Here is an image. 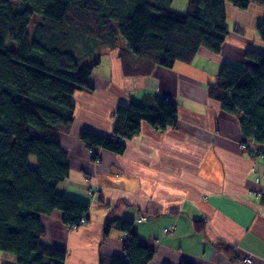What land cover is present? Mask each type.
<instances>
[{
    "label": "trees",
    "instance_id": "trees-1",
    "mask_svg": "<svg viewBox=\"0 0 264 264\" xmlns=\"http://www.w3.org/2000/svg\"><path fill=\"white\" fill-rule=\"evenodd\" d=\"M0 0V251L16 264H63L65 252L45 246L38 215L62 213V223L77 228L88 205L57 192L69 174L59 139L61 126L73 122L74 95L88 83L99 61L80 65L95 45L125 43V61L138 60L171 69L190 64L201 49L218 53L228 36V6L243 11L264 0H187L185 12L170 9L174 0ZM33 20L37 23H33ZM264 44V12L256 30ZM11 40L14 51L5 48ZM252 64H223L210 99L227 115L239 117L242 143H264V50L249 47ZM131 60V59H130ZM124 61V67L132 68ZM130 63V62H129ZM109 136L82 130L88 151L115 154L141 132L173 127L176 108L164 99L117 105ZM34 158L32 166L30 158ZM96 154L91 159L96 161ZM132 221L108 220L103 229L126 233L124 258L109 264H149L154 252L137 244ZM180 264H193L183 261Z\"/></svg>",
    "mask_w": 264,
    "mask_h": 264
},
{
    "label": "crops",
    "instance_id": "crops-1",
    "mask_svg": "<svg viewBox=\"0 0 264 264\" xmlns=\"http://www.w3.org/2000/svg\"><path fill=\"white\" fill-rule=\"evenodd\" d=\"M263 12L254 5L241 17L228 6L234 23L230 38L218 53L201 49L189 65L168 69L128 56L132 68H126L119 48L100 57L104 70L93 71L90 91L111 89L118 97L82 92L95 102V118L82 107L59 132L69 174L57 192L88 205L85 222L70 228L58 210L38 215L44 228L41 243L64 251L63 264H109L124 258L127 235L116 229L103 234L108 220L123 219L132 221L137 244L154 252L149 264H264V162L240 149L239 117L224 114L208 94L223 64L245 68L252 64L244 57L247 48L264 50L262 42L253 45L241 33L255 30ZM166 97L176 108L175 125L158 131L142 124L141 132L124 142L122 154L97 148L93 161L78 139L82 130L109 136L117 105L139 98L151 104ZM88 186L97 192L94 197ZM143 215L146 219L140 221ZM246 258L250 263L243 262ZM0 264L16 261L0 251Z\"/></svg>",
    "mask_w": 264,
    "mask_h": 264
},
{
    "label": "rangeland",
    "instance_id": "rangeland-1",
    "mask_svg": "<svg viewBox=\"0 0 264 264\" xmlns=\"http://www.w3.org/2000/svg\"><path fill=\"white\" fill-rule=\"evenodd\" d=\"M6 1H8V2H10L11 4H13V5H15L16 7H19V1L18 0H6ZM174 1H176L175 2V6L176 7H179L178 9L179 10H176V9H174L175 7H174V5H173V2H172V4H171V6H170V9H174V10H176V11H180V12H185L186 11V9L185 10H181V8H182V6L183 7H185V5H186V7H187V0H174ZM254 5H257V6H259V7H262L263 8V6H261V5H259V2L258 1H256V2H250V4H249V7H248V9H246V10H243V11H240L241 12V17H243L244 15V13H247L249 10H250V8L252 7V6H254ZM264 9V8H263ZM227 17H228V13H227ZM33 23L35 24V23H37V21L35 20H33ZM234 23L232 22V21H230V19H228L227 18V20H226V28L229 30V33L231 32V31H233V29L231 28V25H233ZM255 30H250V31H247V30H242V34H243V36H246V38L247 39H249V40H252V42L254 43H252L253 45H255V43H259V44H262L261 43V41H260V38H259V36H258V34H257V32H256V30H257V25L255 26V28H254ZM231 30V31H230ZM228 33V34H229ZM228 38H230V35H228L227 37H226V39H228ZM253 47H255V46H253ZM5 48L7 49V50H10V51H14L15 50V48H16V46H15V44L11 41V40H9V39H7L6 40V42H5ZM116 48H119V49H124L125 48V43L122 41V40H119V38H118V46L117 47H114V48H111V47H109V46H103V45H95V47L92 49V51H93V53L91 54V56H86L84 59H81L80 61H79V64L80 65H83V64H86V65H91V64H93L94 62H96V61H99V59H100V57L101 56H104L105 54L107 55L108 53H110V51L111 50H116ZM256 48V47H255ZM127 61V63L129 64V60H126ZM193 62V61H192ZM191 62V63H192ZM190 63V64H191ZM177 64V63H176ZM181 64H183V63H181ZM137 65V66H136ZM185 65H189V64H185ZM139 66H140V64L139 63H136L135 64V68H139ZM175 66V65H174ZM236 67H238V65H235ZM221 68V67H220ZM103 70H104V67L103 66H101L100 65V62H98L97 63V66L94 68V71H96V72H98V73H102L103 72ZM131 76V75H130ZM95 82V79H94V77H91L90 78V80H89V83H88V85H89V87H90V84L91 83H94ZM131 81H129V83H128V87H130L131 86ZM82 92H86V93H90L91 95L92 94H94V96H98V97H102V93H104L105 95H110L112 98H115V97H118V95L113 91V90H111V89H105V88H102V89H96L95 91H94V93L92 92V91H90V89H88V88H83L81 91H78L75 95H74V98H73V101H74V104L76 105V109H75V113H74V116H73V120H75V117L77 116L76 115V111L78 112L82 107H84L85 108V110L86 111H88L89 113H90V115H91V118H95V116H96V112H95V109H94V105H96L95 104V102L91 99V98H89V97H84V96H81L80 94L82 93ZM167 98V97H166ZM170 99V98H169ZM96 101L97 102H99V103H104V101L105 100H102V99H96ZM108 101L110 102L111 101V98H108ZM135 101H137V102H140V101H142V98H139L138 100H136L135 99ZM115 105H117V104H115ZM100 108H104L105 107V105H98ZM70 125H68V126H61V129H65V128H68ZM60 129V130H61ZM252 143V142H251ZM251 143H249V144H251ZM249 144H247L248 145V147H249V149L248 150H244L246 153H247V155L250 157V158H255V157H259V158H261V160L264 162V156L262 155V152H261V150H258L257 152H256V155H251L250 153H252L251 152V146L249 145ZM90 152V154H92L93 153V151L91 152V151H89ZM32 163H34V158H30V164H31V166H32ZM33 167V166H32ZM253 171H255L256 172V169H255V166L253 167V169H252ZM88 193L90 194V196H92V197H94L96 194H97V192L96 191H92V188H91V186H88ZM94 192V193H93ZM84 223V222H83ZM82 223V224H83ZM106 225V224H105ZM171 229L172 228H165L163 231H165V232H167V234H169L170 232H171ZM126 234V233H125ZM127 235V234H126ZM246 259H249V258H246ZM246 259H244L243 260V262L244 263H246L247 261H246ZM250 260V259H249Z\"/></svg>",
    "mask_w": 264,
    "mask_h": 264
},
{
    "label": "built area",
    "instance_id": "built-area-1",
    "mask_svg": "<svg viewBox=\"0 0 264 264\" xmlns=\"http://www.w3.org/2000/svg\"><path fill=\"white\" fill-rule=\"evenodd\" d=\"M164 101H166V102H172V100L171 99H169V98H164ZM250 146H251V152L252 153H250L251 155H256V152L258 151V150H261V152H262V155L264 156V143H262L261 145H257V144H254L253 142L251 143V144H249ZM240 149L241 150H248L249 149V147H248V145H246V144H244V143H240ZM264 180V179H263ZM259 181V179H256V182H258ZM146 218H145V216L143 215V216H141L140 217V221H143V220H145ZM246 263H250V260L249 259H246Z\"/></svg>",
    "mask_w": 264,
    "mask_h": 264
},
{
    "label": "clouds",
    "instance_id": "clouds-1",
    "mask_svg": "<svg viewBox=\"0 0 264 264\" xmlns=\"http://www.w3.org/2000/svg\"><path fill=\"white\" fill-rule=\"evenodd\" d=\"M164 99V98H163Z\"/></svg>",
    "mask_w": 264,
    "mask_h": 264
}]
</instances>
